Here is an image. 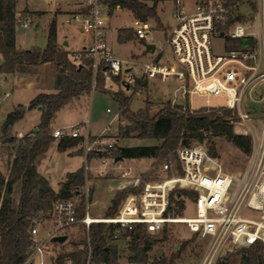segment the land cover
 Returning <instances> with one entry per match:
<instances>
[{
  "label": "built area",
  "instance_id": "built-area-1",
  "mask_svg": "<svg viewBox=\"0 0 264 264\" xmlns=\"http://www.w3.org/2000/svg\"><path fill=\"white\" fill-rule=\"evenodd\" d=\"M244 4L254 11L250 21L244 20L245 15L240 10ZM84 7L85 11L74 12L66 19L67 24L77 22L89 39L80 51L70 54L73 62L78 65L82 58L91 59L95 74L101 71L106 83L119 77L124 89L136 86L140 79L136 93L141 94H145L146 83L150 80L167 82L175 78L182 82L186 100L184 98V103L179 104L184 106L189 105L188 98L194 93L225 95L226 107L238 115L239 126H244L242 133L252 138V152L246 168L234 175L224 172L217 157L211 156L203 146L182 145L176 151V165L163 162L156 176L145 181L141 190L131 191L140 185L141 179L131 176L132 166H125L123 159L116 161V156L111 154L117 143L116 139L107 137V130L113 132L111 126L98 135L83 133L80 124L56 128L53 136L57 139L83 137L81 144L87 157L85 184L74 194L81 193L80 200L74 196L57 198L46 215L35 217L29 231L31 249L22 264H73L69 257L64 260L60 257L82 250L86 243L90 245L89 229L95 222L115 224V236L138 224L145 225L149 233L157 234L172 223H183L191 233L205 241L199 264H217L236 248L264 243V0L234 4L226 0H196L191 8L184 0H174L176 23L170 27L165 43L171 56L163 58L162 50L155 54L156 47L153 53L149 52L152 57L142 63L124 60L114 54L107 40L110 13L105 0H86ZM31 20L28 16L21 24L28 27ZM132 29L145 43L154 30L150 20L137 17ZM240 38H253L256 46L253 49L229 46V40ZM214 40L223 43L224 51H214ZM137 67L141 70L140 75L135 72ZM9 96V92L0 96V105ZM119 115L120 112L118 119ZM1 127L0 172L8 174L15 153L11 158L4 154V147L10 142L2 134ZM17 136L22 138L24 135L19 133ZM89 154H92L90 160L99 161L98 166L90 165ZM94 170L99 174L90 176ZM111 170L120 172L116 177H130L133 182L116 192L127 191L114 216L90 218V215L95 216L90 206L96 191L93 180L104 177ZM177 187H185L196 194L194 199L183 196L184 204V199L188 198L195 205L194 215H176L170 210L171 196ZM83 198L85 213L81 215ZM246 211L255 212L257 216L245 215ZM77 229H82V236L71 241V232ZM60 235H66L67 239L64 242L53 240ZM73 241L78 244L75 246ZM92 253L89 246L87 264H96Z\"/></svg>",
  "mask_w": 264,
  "mask_h": 264
},
{
  "label": "trees",
  "instance_id": "trees-1",
  "mask_svg": "<svg viewBox=\"0 0 264 264\" xmlns=\"http://www.w3.org/2000/svg\"><path fill=\"white\" fill-rule=\"evenodd\" d=\"M17 0H0V74L13 73L18 65H39L50 62L53 66L56 93H40L35 96L28 109L41 106V120L37 131H31L20 139L12 136L11 129L14 124L22 119L26 109L23 105L9 112L2 123V134L7 137L15 149V156L8 174L0 172V264H22L30 249V228L37 215H46L57 198H71L76 189L85 184V168L69 172L66 179L60 183L58 191L54 190L49 180L38 171V166L46 158L48 150L58 142V150L67 151L77 147L83 137H62L57 140L53 136V125L57 113L70 104L73 99L82 95H89L93 89L109 93L119 105L120 115L128 122L119 128L118 138L154 139L156 144L122 146L114 154L123 158H156L166 159L170 151L175 150L180 144L189 145L191 138L203 139L206 131L214 135L224 136L228 141L237 146L243 153L250 155L252 152V138L247 134L235 132V124L239 117L231 109L224 107H205L191 111L187 105L168 102L161 110L152 115L149 103L145 108L133 111L130 108L131 97L122 90H112L106 87L105 76L101 71L94 73L92 60L82 58L76 64L70 58L72 52L58 44L57 25L52 21L49 27L48 41L45 48H20L16 44V28L19 18L16 13ZM160 0H153L148 4L144 0H105L110 11L116 7L129 9L135 17L142 20L154 19L160 22L157 6ZM228 3H243L246 0H226ZM254 6V5H253ZM241 18V16L239 17ZM134 36L132 28L118 30V41L123 43ZM229 46L236 49H253L256 40L253 38H240L229 40ZM120 80L119 77L115 78ZM141 82L137 80L134 92ZM120 136V137H119ZM92 154L88 155V160ZM154 176L146 175L141 179L137 188L141 190L145 181ZM101 180L109 178H95L93 182L96 189ZM120 188L115 189V194ZM185 194L194 199L196 194L191 190L179 189L171 196V203L175 200V193ZM124 194L119 193L112 199V205L98 215L112 217L120 207ZM179 208L184 207L183 200H177ZM110 208V209H109ZM172 207H170V210ZM108 217L106 216L107 211ZM181 210V209H180ZM179 210H176L177 214ZM80 213H85V199L81 201ZM115 224L95 222L90 226V245L85 244L82 250L65 253L60 259L69 257L73 264H87L89 246L93 250V261L96 264H121L119 262V249L117 239H125L131 251L129 262L148 263V253L158 239L147 231L143 224L134 226L131 230H123L118 236ZM168 237L167 230L163 231V238ZM76 246L78 242L73 241ZM173 253L169 258L161 257L151 264H173L179 258L181 250ZM239 264H264V243H256L243 248L242 259Z\"/></svg>",
  "mask_w": 264,
  "mask_h": 264
},
{
  "label": "rangeland",
  "instance_id": "rangeland-1",
  "mask_svg": "<svg viewBox=\"0 0 264 264\" xmlns=\"http://www.w3.org/2000/svg\"><path fill=\"white\" fill-rule=\"evenodd\" d=\"M148 4H153V0H144ZM187 5L191 8L196 0H184ZM79 0H18L17 2V17L19 21H24L28 16L32 17V20L29 22L28 27H24L21 22L17 24L16 28V39L17 45L24 48H40L43 49L47 45L49 27L52 21L56 22L58 34L60 37H65L66 40L69 41V45L71 49H77L85 42L86 34L82 33L79 29V24L77 22H72L71 24L66 23V19L71 17L72 13L85 11V7H81L80 9L72 11L73 7L78 3ZM173 9H174V0H160L157 6V13L162 23V26H159L158 21L154 19H149L154 30L151 32L149 39L146 43H154L156 44L155 54H158L160 50L164 51L163 58H167L171 56L170 48L166 43V36L169 33L170 27L174 26L176 20L173 17ZM117 7L113 9L110 14H114ZM241 12L245 15L244 20L250 21V18L253 17L254 11H251L250 6L248 4H244L240 7ZM248 14V15H246ZM110 25L107 31L108 42L113 49L114 54L121 59L124 60H133L138 63L145 62L149 60L152 56L146 50V45L143 40L132 37L133 40H129L124 43H120L117 38V33L120 28H129V26L133 25V16L128 10H119L116 11L113 16L109 15ZM256 22L259 24V20L257 18ZM223 43L220 40H214L213 49L215 52H222ZM81 50V49H80ZM77 50V51H80ZM75 52V51H72ZM1 58V56H0ZM40 70V69H39ZM137 75L141 74V70L139 67L135 70ZM42 75V74H39ZM45 76V75H44ZM43 76V77H44ZM29 78V77H28ZM18 80V78H17ZM33 80V79H32ZM49 82V81H48ZM116 84H112L108 82L105 84L114 85L115 89L112 90H122L125 92L127 96L131 97L130 108L133 111H138L140 109H144L146 102L149 103L151 108L152 115L156 114L159 110H161L166 104L170 101L172 103H184L183 89L181 88L182 82L172 78L167 82L161 81L159 79L150 80L146 83V92L145 94L134 92V87L130 89H124L120 80L114 79ZM37 84V83H36ZM35 83L27 84V79L19 77L18 81H14L13 78L9 77L8 79H4L0 77V96H2L6 91H11V96L5 98L0 105V118H3L5 113L11 109V103L21 101L26 102L30 100L34 90ZM40 84V83H39ZM49 86H46L48 89ZM111 89V88H109ZM209 100V101H208ZM73 99L70 104L62 108L56 116L55 123L53 125L52 132L58 128L56 126H66L69 128L77 123L81 122V120L89 121L90 128L93 132H101L104 128L107 130L109 126L112 127L113 132L106 133L107 137H112L116 139L117 143H115V147L111 150V154H115L118 151L119 147L122 146H134V145H152L156 144L157 141L154 139H139V138H118L119 128L122 125L127 124V120L124 119L121 115L118 119L117 114L119 113V105L112 98L109 93L96 91L91 99ZM189 105L187 107L193 111L200 108L205 107H224L227 105V97L225 95H200L197 93L191 94L188 98ZM81 104L82 107L79 108L73 107ZM88 105V106H87ZM72 106V107H71ZM192 107V108H191ZM108 108L111 111H108ZM38 115L36 112L31 113V119H29L26 123L27 126L34 124L37 121ZM21 121L15 124V128L18 129L20 127ZM38 128V126H36ZM80 128L82 132L86 131V124H80ZM235 132L238 134H243L242 131L244 126H239L238 123L235 124ZM34 130H30L28 134ZM12 136L18 137L15 134L13 128L11 129ZM26 135V134H25ZM24 135V136H25ZM120 137V136H119ZM58 140V139H57ZM57 141L54 142V144ZM54 144L50 147L49 156L54 154L53 161L48 162L46 160V165L48 171L46 172L50 178L51 183L58 187L60 181H62L65 177V173L68 170L73 169L77 162L75 158L67 157V155L62 154L57 149L54 148ZM184 144H180L175 150L170 151L168 157L163 160H159L156 158L150 159H123V164L125 166H132L133 172L131 176H137L139 179H142L146 175L156 176V171L158 170L160 164L165 161L171 162L173 164H177V149ZM189 145L195 146H203L208 153L217 157L219 160L220 167L224 172L232 173L234 175L240 174L247 166L249 155L243 153L237 146H235L232 142L228 141L224 136L214 135L210 131H206L205 137L203 139H195L191 138V142ZM84 151L83 145L80 144L76 148L77 152L81 151V148ZM15 149L13 145L10 143L5 145L4 154L8 155L10 158L15 153ZM90 165L98 166L99 161L97 159H92L89 161ZM43 169V168H42ZM90 173V172H89ZM91 174V173H90ZM99 174L98 170H94V174L92 173L90 176H97ZM116 174H120V172H115L111 170L109 174L102 176L101 178H109L112 180L114 177L116 178ZM100 176V175H99ZM113 177V178H112ZM113 182L106 181L104 184L105 188L101 189L99 192V187L95 191L94 197L91 200V207L94 213H96L102 207V203H98V198L101 199L103 192L112 187V199L119 193H123L124 196L127 191H120L115 195V189H117V181L115 180V184ZM99 185V184H98ZM185 189V187H177L176 190ZM175 190V191H176ZM179 192L175 193V200H183V196L187 197L185 194L178 195ZM76 199H81V193L79 195H74ZM97 198V199H96ZM110 198V206L112 199ZM96 199V200H95ZM176 201L172 203V212L175 213L176 210L179 212L176 215H187L192 216L195 214V205L190 203L188 198L184 199V207L179 208L176 205ZM107 207V208H108ZM181 209V210H180ZM108 212L106 216L108 217ZM98 215V214H96ZM245 215L250 217H256L257 213L252 211H246ZM168 237L166 239L163 238V232L152 234L155 238L158 239V242L155 243L153 249L149 251V262L151 264L156 262L161 257L169 258L173 253L179 251L182 247L179 258L175 259L173 264H199L201 257L204 253L205 241L199 238L197 235L191 233L187 226L183 223H172L166 227ZM79 231V232H78ZM78 233V234H77ZM82 236V229H77L71 232V241L78 240ZM116 243L119 249V262L121 264H125L128 261V257L131 254V251L128 247V242L125 239H117ZM68 245V244H67ZM243 255V248H236L235 250L227 253L223 256L217 264H239Z\"/></svg>",
  "mask_w": 264,
  "mask_h": 264
},
{
  "label": "crops",
  "instance_id": "crops-1",
  "mask_svg": "<svg viewBox=\"0 0 264 264\" xmlns=\"http://www.w3.org/2000/svg\"><path fill=\"white\" fill-rule=\"evenodd\" d=\"M17 2H18V0L16 1V13H18V9H17ZM85 2H86V0H79V2L78 3H76V5L73 7V9H72V11H74V10H77V9H80L81 7H83L84 6V4H85ZM123 9H125V8H121V7H117V10H115V12L116 11H119V10H123ZM125 10H129V9H125ZM130 11V10H129ZM115 12H114V14H115ZM130 13L132 14V16H133V18L135 19L136 17H135V15L132 13V11H130ZM114 14H110L111 16H113ZM134 19H133V21H134ZM133 26V25H132ZM132 26H129V28H132ZM121 29V28H120ZM81 31V30H80ZM107 31H108V29H107ZM82 32V31H81ZM135 36V35H134ZM117 38H118V33H117ZM135 38H137L136 36H135ZM138 39V38H137ZM57 40H58V44L59 45H61L62 47H64L66 50H68V51H70V52H72V51H77V50H80V49H82L86 44H88V42H89V39H88V37H85V42L86 43H84V44H82V46H80L79 48H77V49H71L70 48V43H69V41L68 40H66V38L65 37H60L59 36V34H58V29H57ZM107 40H108V37H107ZM129 40H133L132 38L131 39H129ZM129 40H127V41H129ZM127 41H125V42H127ZM109 43V42H108ZM124 43V42H123ZM16 44H17V39H16ZM110 45V44H109ZM145 45H146V43H145ZM18 46V45H17ZM18 47H20V46H18ZM111 47V46H110ZM20 48H22V47H20ZM113 50V49H112ZM1 56V58H0V63H2V61H3V57H2V55H0ZM40 69V70H39ZM39 74H42V75H39ZM45 75V76H44ZM44 76V77H43ZM0 77H3L4 79H8L9 77H11V78H13V80L14 81H18L19 80V77H22V78H26L27 79V84H31L32 82L33 83H37L36 85H35V90H34V92H33V94H32V96L30 97V100L29 101H26V102H21V101H17V102H14V103H11V109L10 110H8L6 113H5V115L3 116V118H0V127L2 126V123H3V120H5V118H6V116H7V114L9 113V112H11V111H13L14 109H16L18 106H20V105H23V106H25L26 107V111H25V114H24V116L22 117V119H20L19 121H17V122H20L21 121V124H20V127H18V129H16L14 126H15V124H17V122L14 124V126H13V130H14V132H15V134L14 135H18L19 133H21V134H23V135H25V134H28V132L30 131V130H34L35 131V128H37L36 126H38L39 125V123H40V120H41V113H42V111L41 110H38L37 108H33V109H28V106H29V104H30V102H31V100L35 97V96H37L38 94H40V93H56L57 92V90H56V87H55V83H54V75H53V66H52V64L50 63V62H45V63H42V64H39V65H25V64H20V65H18V67H17V69H16V71L15 72H13V73H9V74H5V73H2V74H0ZM29 77V78H28ZM17 78H18V80H17ZM33 79V80H32ZM49 81V82H48ZM40 83V84H39ZM112 84H116L115 82H111ZM46 86H49L48 87V89L46 88ZM106 87H108V88H111V89H115V87H114V85H110V84H107V86ZM97 90H95V89H93L92 90V92L89 94V95H87V94H85V95H82L80 98H78V99H85V98H87L88 99V104H89V100L91 99V97H92V95L96 92ZM6 92H9L10 93V96H11V91H6ZM9 96V97H10ZM6 98H8V97H6ZM5 99V98H4ZM3 99V100H4ZM88 106V105H87ZM72 107V106H71ZM73 107H79V108H86V107H82L81 106V104H78L77 106H73ZM109 109V108H108ZM111 111V110H110ZM32 112H36L37 113V115H38V118H37V121L34 123V124H32V125H30V126H27L26 125V123H27V121L29 120V119H31V113ZM119 114V113H118ZM119 117H120V115H119ZM77 124H86V131L85 132H83V133H87V132H89L91 135H98V134H101V133H103L106 129L104 128L101 132H93V130L90 128V125H89V121H87V120H81V122H79V123H77ZM55 126V125H54ZM56 127H58V128H61V127H66V126H61V127H59V126H56ZM58 142H56L55 144H54V148L55 149H57L58 150ZM135 146V145H134ZM81 149V151L80 152H77V150H76V148H70V149H68L67 151H64V152H61V151H59V152H61L62 154H64V155H67V157H71V158H75V160H76V162H77V165L73 168V169H71V170H68L66 173H65V177H64V179L62 180V181H64L65 179H66V175H67V173H69V172H73V171H76L77 169H79L80 167H82V166H84V164H85V162H86V160H87V157H86V154H85V152L82 150V147L80 148ZM50 150V149H49ZM49 150H48V153H47V156H46V158L41 162V164L38 166V171L43 175V176H45L48 180H49V182H50V184H51V186L53 187V189L54 190H56V191H58L59 190V188H60V183L62 182V181H60L59 182V184H58V187H55L52 183H51V181H50V178H49V176L47 175V171H48V168H47V166H45L46 165V160L50 163V162H52V163H54V161L52 160L53 159V157H54V154L53 155H51V156H49L48 154H49ZM133 159H136V158H132V160ZM138 160H139V158H137ZM141 159H150V158H141ZM43 168V169H42ZM115 180L116 179H112V180H108V181H110V182H113L112 184L114 185L115 184ZM106 183V181H104V180H101L100 182H99V185H98V187H99V190L97 191V192H99L102 188L104 189L105 188V186H104V184ZM101 188V189H100ZM112 187L110 186V188L109 189H107V190H105V192H103V195L101 196V199L100 198H98L99 199V201H97L98 203L100 202V203H102V207H104V208H100V210H98L96 213H94V214H99L100 212H102L103 210H105L107 207H108V205H109V203H110V198L112 197ZM95 198V197H94ZM97 199V198H96ZM95 199V200H96ZM112 199V198H111ZM111 205H112V202H111ZM111 205H110V207H111ZM110 209V208H109ZM125 264H148V263H135V262H129V261H127V263H125Z\"/></svg>",
  "mask_w": 264,
  "mask_h": 264
},
{
  "label": "water",
  "instance_id": "water-1",
  "mask_svg": "<svg viewBox=\"0 0 264 264\" xmlns=\"http://www.w3.org/2000/svg\"><path fill=\"white\" fill-rule=\"evenodd\" d=\"M155 49H156V45H155L154 43H147V44H146V50H147L148 52L153 53V52L155 51ZM23 109H26V107L23 106ZM37 109H38V110H41L42 107H41V106H38ZM3 122H4V120H3ZM37 130H38V128H35V131H37ZM122 159H124V158L121 157V156H117V157L115 158L116 161H118V160H122ZM66 239H67V236H66V235L55 236V237L53 238L54 241H58V242H64Z\"/></svg>",
  "mask_w": 264,
  "mask_h": 264
},
{
  "label": "bare ground",
  "instance_id": "bare-ground-1",
  "mask_svg": "<svg viewBox=\"0 0 264 264\" xmlns=\"http://www.w3.org/2000/svg\"><path fill=\"white\" fill-rule=\"evenodd\" d=\"M113 179H116V181H117V188H122V187H125V186H128V185H130L132 182H133V179L132 178H130V177H125V178H123V177H116V178H113ZM90 206H91V202H90ZM90 218H95V219H106L105 217H101V216H99V215H96L95 214V216L93 217V216H89Z\"/></svg>",
  "mask_w": 264,
  "mask_h": 264
}]
</instances>
